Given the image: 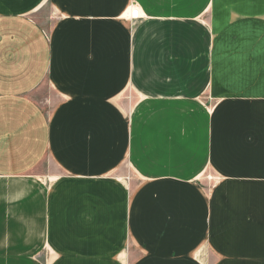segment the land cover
I'll use <instances>...</instances> for the list:
<instances>
[{"label":"crops","instance_id":"0c3cea01","mask_svg":"<svg viewBox=\"0 0 264 264\" xmlns=\"http://www.w3.org/2000/svg\"><path fill=\"white\" fill-rule=\"evenodd\" d=\"M0 264H264V0H0Z\"/></svg>","mask_w":264,"mask_h":264},{"label":"rangeland","instance_id":"374dc122","mask_svg":"<svg viewBox=\"0 0 264 264\" xmlns=\"http://www.w3.org/2000/svg\"><path fill=\"white\" fill-rule=\"evenodd\" d=\"M42 16H48V14H42ZM127 96L124 97L125 101H126V105H127V109L129 110V112H131L132 116L135 115V113H137L139 111V107H140V101L142 99H140L138 97V95L136 94L135 91H133L132 89L131 90H128V92L126 93ZM210 108V106H209ZM126 174H127V177L125 178L127 180V182H129L130 184L134 182H137L139 180V175L137 174V172L134 170V168L129 165V164H126ZM214 176V175H213ZM212 176L211 173L207 172L205 174V177L203 178L204 182H206V185L207 187L211 188L214 183H215V180L216 178H214ZM140 181V180H139ZM209 191V190H207Z\"/></svg>","mask_w":264,"mask_h":264},{"label":"built area","instance_id":"2783aa9c","mask_svg":"<svg viewBox=\"0 0 264 264\" xmlns=\"http://www.w3.org/2000/svg\"><path fill=\"white\" fill-rule=\"evenodd\" d=\"M141 14H140V11L138 9H132V15L130 14V19L131 20H138L140 18Z\"/></svg>","mask_w":264,"mask_h":264},{"label":"bare ground","instance_id":"6f19581e","mask_svg":"<svg viewBox=\"0 0 264 264\" xmlns=\"http://www.w3.org/2000/svg\"><path fill=\"white\" fill-rule=\"evenodd\" d=\"M130 14L132 15V11L130 12ZM130 14H129V16H130ZM99 210V209H98Z\"/></svg>","mask_w":264,"mask_h":264}]
</instances>
